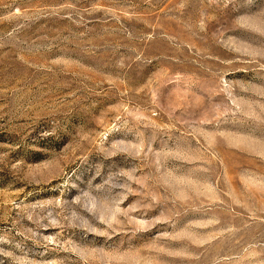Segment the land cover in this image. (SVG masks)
<instances>
[{
	"label": "rangeland",
	"instance_id": "obj_1",
	"mask_svg": "<svg viewBox=\"0 0 264 264\" xmlns=\"http://www.w3.org/2000/svg\"><path fill=\"white\" fill-rule=\"evenodd\" d=\"M0 264H264V0H0Z\"/></svg>",
	"mask_w": 264,
	"mask_h": 264
}]
</instances>
